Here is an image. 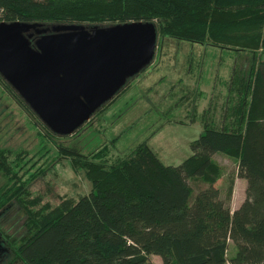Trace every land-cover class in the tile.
Here are the masks:
<instances>
[{
    "label": "trees",
    "instance_id": "16d2710c",
    "mask_svg": "<svg viewBox=\"0 0 264 264\" xmlns=\"http://www.w3.org/2000/svg\"><path fill=\"white\" fill-rule=\"evenodd\" d=\"M2 21L43 27L149 21L161 36L255 54L229 85L240 96L238 108L225 107L217 125L204 122L179 165L164 164L147 141L109 167L79 164L77 148H61L86 170L93 189L52 205L42 195H23L0 149V172L16 179L0 189V214L12 201L28 213L22 237H2L22 264H155L152 255L161 264H264V65L256 64L264 53V0H0ZM219 153L238 160V176L247 182L234 211L217 186ZM191 179L206 186L194 192ZM232 193L233 180L227 200ZM230 241L235 251L228 259Z\"/></svg>",
    "mask_w": 264,
    "mask_h": 264
},
{
    "label": "rangeland",
    "instance_id": "374dc122",
    "mask_svg": "<svg viewBox=\"0 0 264 264\" xmlns=\"http://www.w3.org/2000/svg\"><path fill=\"white\" fill-rule=\"evenodd\" d=\"M259 52L256 64L261 69L264 53ZM252 56L255 54L248 51L158 35L152 63L68 136L51 132L19 94L0 80V149L5 151L7 164L22 189L27 190L23 195H42L43 203L52 205L63 196L78 198L93 189L86 170L74 167L75 159L61 148H77L81 154L79 164L91 160L109 167L128 158L147 141L164 164L179 165L192 154L191 143L203 133L204 122L217 125L225 112L223 107L238 108L240 96L229 85L248 71ZM99 151L105 155L96 159ZM214 160L219 166L217 186L221 198L234 211L245 199L247 182L238 176L236 158L219 153ZM12 180L9 182L1 171L0 189L16 181ZM232 180L233 193L227 200ZM190 183L194 192L206 186L198 179ZM27 217L26 208L16 201L1 211L0 264H22L2 237H22ZM234 251L230 241L228 259ZM151 259L161 264L159 256L152 255Z\"/></svg>",
    "mask_w": 264,
    "mask_h": 264
},
{
    "label": "water",
    "instance_id": "95a60500",
    "mask_svg": "<svg viewBox=\"0 0 264 264\" xmlns=\"http://www.w3.org/2000/svg\"><path fill=\"white\" fill-rule=\"evenodd\" d=\"M157 40L149 21L90 27L2 21L0 76L51 132L68 136L152 63Z\"/></svg>",
    "mask_w": 264,
    "mask_h": 264
},
{
    "label": "crops",
    "instance_id": "0c3cea01",
    "mask_svg": "<svg viewBox=\"0 0 264 264\" xmlns=\"http://www.w3.org/2000/svg\"><path fill=\"white\" fill-rule=\"evenodd\" d=\"M222 105H224V104H221V106H222ZM223 108H225V107H223Z\"/></svg>",
    "mask_w": 264,
    "mask_h": 264
}]
</instances>
